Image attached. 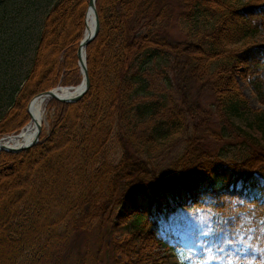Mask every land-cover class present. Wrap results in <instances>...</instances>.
Returning a JSON list of instances; mask_svg holds the SVG:
<instances>
[{
  "label": "trees",
  "instance_id": "obj_1",
  "mask_svg": "<svg viewBox=\"0 0 264 264\" xmlns=\"http://www.w3.org/2000/svg\"><path fill=\"white\" fill-rule=\"evenodd\" d=\"M173 2L188 40L170 35ZM87 3L57 0L50 7L24 89L0 120V135L29 121L26 105L35 94L80 82L76 50ZM95 8L100 31L85 50L87 93L76 103L50 100L55 113L49 133L41 132L26 151L0 153L5 169L29 167L24 185L11 192L16 198L0 203V246L8 249L0 264H133L139 252L134 243L120 245L117 257L110 236L109 213L122 204V230L148 247L174 250L180 264H264L263 146L231 160L210 154L202 136L189 134L168 175H155L137 155L140 146L184 128L189 88L198 82L210 90L215 111L240 122L241 136L264 139V111L249 108L235 78H247L264 102L261 80H250L264 66V44L254 40L264 26V1L96 0ZM17 108L26 110V119L11 129L6 125ZM115 131L123 140L122 159L108 166L106 147ZM65 151L60 174L52 162L36 172L38 163ZM78 164L62 189L60 175ZM55 209L58 217L48 218Z\"/></svg>",
  "mask_w": 264,
  "mask_h": 264
},
{
  "label": "rangeland",
  "instance_id": "obj_2",
  "mask_svg": "<svg viewBox=\"0 0 264 264\" xmlns=\"http://www.w3.org/2000/svg\"><path fill=\"white\" fill-rule=\"evenodd\" d=\"M56 1L57 0H0V120L10 112L12 105L18 97L19 91L24 89L27 73L32 67L33 54L42 28V21L50 7H52ZM173 4L176 5V10H174L173 14L172 27L169 31L170 35L179 39V41L188 40V26L179 18L178 5L174 2L172 5ZM254 40L259 44H264V26L259 28L258 34L254 37ZM169 64L170 61L166 62L165 65ZM239 71L243 72L244 69L240 68ZM170 72L171 71L168 72L169 76L174 78V74ZM235 78L237 89H239L240 94L248 101L249 108L251 110L264 111V102L262 103V100L258 98L247 78H244L241 74L236 75ZM257 78L261 80V92L264 94V66H261L257 73H253L250 80H255ZM57 86L59 87L62 85L57 84L56 87ZM189 90L190 96L187 98L185 108H183V111L187 112L186 119L184 120V128L177 131L173 130L174 132L167 140H161L156 142V144L139 147L138 157L146 162V168L151 169L155 175H158V173L168 175L171 172V164L179 158L180 153L187 147L186 142L189 138V134H195L197 138L202 136V140L200 138L198 139L201 141L205 150L210 154L223 155L225 159L241 160L247 156V154H250V152L260 151L261 146L264 147V139L262 140L258 133H254L252 137L241 136V132L237 130V127H240L239 121H229L221 113L215 111L210 90L200 87L199 82L193 84ZM173 97L176 102H178L177 105L181 107L182 103L180 102L179 94L175 92ZM49 102L50 101H46L43 108L44 114L42 117L41 130L44 135L49 133V125L55 113V108L52 107ZM29 103L26 105V109ZM192 104L195 105V108H190ZM23 109L24 108L16 109V118L14 121L12 119V121L6 125L7 127L14 129L16 126H19L21 122L25 121L23 119H26V110ZM29 122L30 120L16 131L0 135V139L8 135L20 133ZM109 138L105 153V160L108 166L117 164L122 159L123 150L121 148L123 140L119 132L115 131ZM127 148L131 153H135L134 148L130 145H127ZM61 153V156L52 155L49 157V160L46 159L40 162V164L38 163L36 172L38 169L46 167L48 162H52L58 164L57 171L58 174H60V157H63V155L68 156L70 151ZM2 165L3 164L0 166V203L5 199L13 200L15 196H12L11 192L18 189L29 174V167L22 171L18 169L11 170V168L5 169L4 165ZM78 166H80V164L74 168L71 166V168L69 167V169L66 170L65 174L60 175L59 180H61L60 184L62 189L63 185H65L66 188L69 187L66 180L69 179L71 181V170H76L75 168ZM36 172L33 174L35 175ZM84 183L86 184L81 187L83 193L88 190L87 179ZM75 187L76 185H72L71 190L74 188V194H80ZM33 188H35L34 185ZM81 195L82 194H80V196ZM65 199H70V195ZM56 210L57 209L50 211L46 216L48 218H57L58 210ZM109 214H111L109 224L113 226L110 236L112 240L116 242L117 257H120V245L129 249L131 246L127 244L134 243V250L138 248L139 252L137 254L138 257L133 254V256L137 257L134 259L133 264H176L180 261L177 255H169L164 247H148V245L143 244V242L136 240L135 234L125 233L122 230L124 224L121 222H123V217L125 218L126 216V205L122 204V206L117 208L113 213ZM80 237L85 238L87 235L84 234ZM94 240L95 237H93L90 243ZM7 250L8 249H6L4 245L0 246V261L6 257L5 254L8 253ZM109 256L113 257V254L110 252L108 254V257Z\"/></svg>",
  "mask_w": 264,
  "mask_h": 264
},
{
  "label": "water",
  "instance_id": "obj_3",
  "mask_svg": "<svg viewBox=\"0 0 264 264\" xmlns=\"http://www.w3.org/2000/svg\"><path fill=\"white\" fill-rule=\"evenodd\" d=\"M95 1L96 0H89L88 4H87V11L85 13V35L83 37V39L80 41L79 46L77 48V59H78V63L80 66V73L82 74V81L80 82L79 86H77V90L74 91V93H70L69 96H67V98L65 97H60L57 96L56 90L61 89V88H56V89H52V90H46L45 92H41L38 93L36 95H34V97H32L31 102L29 103L27 109H28V113H31V106H32V102L35 101V99L37 98H45V97H49L51 99L54 100H58L62 103H75L78 102V100H80L83 95L87 92L88 88H89V78H88V74H87V68H86V63H85V58H86V52L85 49L87 47V45L89 43L92 42V40L97 36L98 32H99V19L97 16V11L95 8ZM90 11H92L93 15H94V19H95V23H94V27L92 29V31H87L86 30V24H87V20H86V16L88 13H90ZM70 89H73V87H67ZM41 125L38 124L37 128H36V134L35 137L32 139V141L27 144L26 146H22V147H16V148H11V147H4V146H0V153L1 152H8V153H12V154H16L22 151L27 150L28 148H31L32 146L37 144L38 138H39V134L41 132ZM10 138V136H8ZM5 137V138H8ZM3 139H0V142Z\"/></svg>",
  "mask_w": 264,
  "mask_h": 264
},
{
  "label": "bare ground",
  "instance_id": "obj_4",
  "mask_svg": "<svg viewBox=\"0 0 264 264\" xmlns=\"http://www.w3.org/2000/svg\"><path fill=\"white\" fill-rule=\"evenodd\" d=\"M87 24H86V30L92 31L95 23L94 15L92 11L87 14L86 16ZM77 89H58L56 90L57 96L65 97L70 95V93H74V91ZM48 101V98H37L35 101L32 102L31 106V113L29 114V120L30 122L26 124L25 128L18 134H15L13 136H10V138H5L0 142V146L4 147H22L29 144L32 139L35 137L36 134V128L39 125L42 126V120H43V114H44V105ZM44 123V121H43Z\"/></svg>",
  "mask_w": 264,
  "mask_h": 264
}]
</instances>
